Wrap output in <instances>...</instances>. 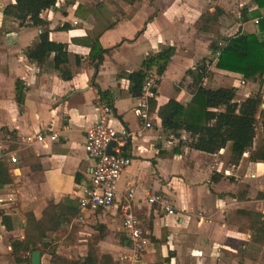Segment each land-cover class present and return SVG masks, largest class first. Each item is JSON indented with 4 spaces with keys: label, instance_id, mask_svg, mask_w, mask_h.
<instances>
[{
    "label": "crops",
    "instance_id": "0c3cea01",
    "mask_svg": "<svg viewBox=\"0 0 264 264\" xmlns=\"http://www.w3.org/2000/svg\"><path fill=\"white\" fill-rule=\"evenodd\" d=\"M263 2L57 0L40 15L46 25L32 27L4 17L14 0H0V162L10 180L0 188V213L12 221L11 232L0 223V255L11 253L9 239L24 240L27 219L38 221L50 202L67 201L78 214L54 234L67 229L71 239L63 244L65 237L48 233L49 239L43 240L73 252L56 255L61 259H81L88 245L95 244L98 255H110L117 264H264V241L254 239L242 214L264 215L263 164L249 162L247 152L237 166H224L226 149L206 154L179 148L188 135L180 132L175 138L163 132L157 117V108L171 99L183 106L189 103L194 87L187 72L198 63H210L207 86L235 88L237 102L257 90L239 74L216 69L212 52L216 43L224 45L223 40L237 32L255 34L257 21L264 18ZM78 6L82 8L75 16ZM203 15L215 17L207 31L201 29ZM43 31L49 41L66 45L69 80L54 69L53 54L42 64L25 57ZM91 42L106 50L96 71L89 59ZM167 47L174 54L155 89L156 107L146 129L136 115L138 96L131 93L128 75L139 70L149 54ZM16 86L23 94L20 105ZM97 90L111 99L112 127L128 134L122 154L130 165L117 181L110 210L80 214L75 193L88 186L94 166L83 149L84 135L97 122L104 103ZM261 91L264 98V83ZM50 132L57 135L56 141H26L29 135ZM261 138L256 135L253 149ZM127 189L134 190L131 212L148 238L135 263L120 210ZM151 194L166 196L175 214L149 205ZM92 229L99 231L96 243L85 238Z\"/></svg>",
    "mask_w": 264,
    "mask_h": 264
},
{
    "label": "trees",
    "instance_id": "16d2710c",
    "mask_svg": "<svg viewBox=\"0 0 264 264\" xmlns=\"http://www.w3.org/2000/svg\"><path fill=\"white\" fill-rule=\"evenodd\" d=\"M264 1V0H263ZM57 0H14V4L5 8L4 17H9L18 22L19 26L44 27L46 23L40 18L42 12L55 6ZM264 4V2H263ZM82 7L78 6L75 16ZM215 17L201 16V29L207 31ZM257 32L246 34L237 32L233 37L224 39V45L213 47V54L219 52L215 68L221 71L239 74L244 81H252L257 85V90L249 97L237 102L236 89L223 87L211 89L207 86L211 74L207 72L205 64L198 63L193 71H188L187 76L192 80L194 91L186 106L179 104L174 99L157 108V117L160 120L162 131L175 138L180 132L188 135V140L180 142L179 148L185 147L206 154H217L226 149L223 159L224 166H237L243 154L248 152L247 160L261 163L264 167V98L262 86L264 83V18L257 21ZM140 33V32H139ZM66 45L48 40V34L43 31L38 42L25 51V57L33 63L42 64L50 54H53V66L60 78L69 80L71 73L68 67ZM89 59L96 71L101 65L103 54L106 50L99 47L96 42L89 44ZM174 49L162 48L155 54H149L142 62L140 69L128 75V80L133 87V96H139L141 86L146 77V72L155 69L158 75H163ZM16 90V101L20 105L23 94ZM102 102L111 106V99L106 92L97 90ZM150 111L156 107V102L150 100ZM258 125L262 128L261 143L253 149ZM10 180L6 168L0 162V188L9 184ZM78 210L69 202H50L43 211L42 218L35 221L28 220L29 231L24 240L9 239L11 256L18 264L31 262V254L40 250L37 245L62 227L70 224L77 216ZM250 222V229L254 239L264 241V215L255 212H242ZM0 223L7 232L12 231L11 218L0 213ZM28 252V257L20 255ZM53 262L60 264H117L110 255H98L95 244H89L86 255L78 260L58 258L50 252Z\"/></svg>",
    "mask_w": 264,
    "mask_h": 264
},
{
    "label": "built area",
    "instance_id": "2783aa9c",
    "mask_svg": "<svg viewBox=\"0 0 264 264\" xmlns=\"http://www.w3.org/2000/svg\"><path fill=\"white\" fill-rule=\"evenodd\" d=\"M218 46L222 47L223 45L218 44ZM218 56L219 52H216L212 61L217 60ZM205 65L206 68L210 67L208 61L205 62ZM160 78L161 76L156 73L155 69L148 70L138 96L135 112L146 129L151 126L149 102L155 98V89ZM110 114L111 108L102 103L97 122L85 131L83 149L87 158L94 162V166L88 186L82 188L79 193H75L80 214L110 210L117 197V181L130 165V159L122 154L128 134L124 129L117 131L112 127ZM45 140L56 141L57 135L50 132L46 136L36 133L26 137L27 142H44ZM111 143H113L111 153L107 154V147ZM10 162L16 163V159L10 158ZM133 194V189H127L120 210L123 229L130 242L132 262L135 263L148 244V238L147 234L141 230L138 219L131 212ZM147 202L149 205L158 207L167 215L175 214L174 208L166 196L151 194L147 198Z\"/></svg>",
    "mask_w": 264,
    "mask_h": 264
},
{
    "label": "rangeland",
    "instance_id": "374dc122",
    "mask_svg": "<svg viewBox=\"0 0 264 264\" xmlns=\"http://www.w3.org/2000/svg\"><path fill=\"white\" fill-rule=\"evenodd\" d=\"M168 88L171 89L172 87L170 85H168ZM256 131H257L256 132V135H258V137L260 139L261 138V135H262V128H261L260 125H258ZM92 228H94V226ZM92 231H93V229L90 231V233L85 238H86V241H88V242H91L92 241V242L96 243L97 242V239L99 237V231L97 232V230H96L93 233H92ZM67 234H68V231H67V229H65V230H62V231H58L56 233V235L54 234L53 236H55V238H57V239H60L62 237H65L63 239V241H64L63 244H65L66 242H68L71 239V235H72L71 233L68 234V235ZM47 239H49V236H47ZM50 239H52V238H50ZM4 241L6 243L7 242V239H4ZM45 242L46 241H42V243L45 244L47 247H43L41 244L40 245L39 244L37 245V249L40 250V256H41V258L43 260V264H47L50 260H52L50 252H54L55 255H57V256H61V255L62 256L63 255H72V253H73V252H70V251H64V252H62L61 251L62 250L61 248L58 249L59 244H55V245L52 244V246H50L48 244V242L47 243H45ZM119 243H120L119 245L122 247L123 240H121V242L119 240ZM0 254H2V253H0ZM0 256L4 258L3 260H0V262H4L5 264H18V263H16L14 261L13 257L11 256V253H9V254H3V255H0ZM20 256L23 257V258H27L29 255H28V252H25V253L21 254ZM30 263L31 262L28 260V261H26L24 263H21V264H30Z\"/></svg>",
    "mask_w": 264,
    "mask_h": 264
},
{
    "label": "water",
    "instance_id": "95a60500",
    "mask_svg": "<svg viewBox=\"0 0 264 264\" xmlns=\"http://www.w3.org/2000/svg\"><path fill=\"white\" fill-rule=\"evenodd\" d=\"M113 147V143H111L108 147H107V154L111 153V148ZM31 264H40V253L38 251L33 252L31 254Z\"/></svg>",
    "mask_w": 264,
    "mask_h": 264
}]
</instances>
